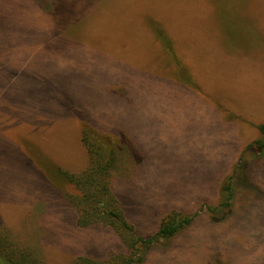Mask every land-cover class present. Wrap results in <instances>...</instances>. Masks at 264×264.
Returning <instances> with one entry per match:
<instances>
[{"label": "rangeland", "instance_id": "obj_1", "mask_svg": "<svg viewBox=\"0 0 264 264\" xmlns=\"http://www.w3.org/2000/svg\"><path fill=\"white\" fill-rule=\"evenodd\" d=\"M83 122L126 135L111 189L138 235L195 215L143 264H264V207L206 208L264 123V0H0V231L43 264L128 251L77 224Z\"/></svg>", "mask_w": 264, "mask_h": 264}, {"label": "trees", "instance_id": "obj_2", "mask_svg": "<svg viewBox=\"0 0 264 264\" xmlns=\"http://www.w3.org/2000/svg\"><path fill=\"white\" fill-rule=\"evenodd\" d=\"M258 130L260 137L244 147L231 172L221 183L218 205L206 206L215 222L231 215L237 207H264V191L257 190L255 182V166L264 162V123L258 126ZM80 140L87 153V166L80 174L62 172L61 176L62 180L78 189L77 194L68 195L77 212V224L81 227L102 224L112 228L128 251L111 253L104 259L77 256L71 264H143L149 249L169 246L177 235L194 222L195 215L174 211L162 219L151 236L145 238L138 235L111 189V173L118 162L122 158H129L131 153L126 135L102 131L83 122ZM0 264L43 263L38 253L20 248L0 231Z\"/></svg>", "mask_w": 264, "mask_h": 264}]
</instances>
